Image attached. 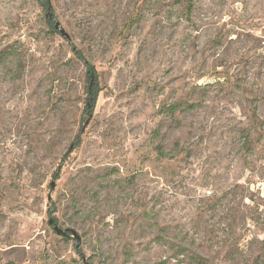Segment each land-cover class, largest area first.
<instances>
[{"label": "rangeland", "instance_id": "rangeland-1", "mask_svg": "<svg viewBox=\"0 0 264 264\" xmlns=\"http://www.w3.org/2000/svg\"><path fill=\"white\" fill-rule=\"evenodd\" d=\"M190 2L0 0V264H264V0Z\"/></svg>", "mask_w": 264, "mask_h": 264}, {"label": "trees", "instance_id": "trees-1", "mask_svg": "<svg viewBox=\"0 0 264 264\" xmlns=\"http://www.w3.org/2000/svg\"><path fill=\"white\" fill-rule=\"evenodd\" d=\"M180 2H183L182 4L185 6V17L188 18L190 17V15L192 14V5L190 0H179ZM39 8L45 13V15L47 16V23L49 24V28L52 30V32L54 33L55 30L53 28V25H51L50 23V18L49 16H52L51 12H53V6L51 4V0H36ZM72 54L73 56L79 60L83 66L86 69V77L88 79V81L90 80V76L93 75V77H96V70L94 68V66H92L91 64H89V62L85 59L84 55L82 54V52L77 49V48H71ZM99 89L93 85H91L90 87H87L86 89V94H87V103L85 104L84 107V113L88 114L90 116V114L93 113L95 105H96V100L98 97V93H99ZM89 94V95H88ZM193 105L187 106V108H193ZM178 108V106H171L168 108V111L170 113L174 112L176 109ZM81 143V139H80V133H78V135H76L75 140L71 143L70 147L68 148V150L66 151V153L62 156V159H65L70 152H72L75 148H77ZM158 154L161 156H167L166 153L162 152V151H158ZM58 176V174L55 172L53 174V177L56 178ZM193 261L195 264H207V260L200 257V256H194L193 257Z\"/></svg>", "mask_w": 264, "mask_h": 264}, {"label": "water", "instance_id": "water-1", "mask_svg": "<svg viewBox=\"0 0 264 264\" xmlns=\"http://www.w3.org/2000/svg\"><path fill=\"white\" fill-rule=\"evenodd\" d=\"M49 18L51 19V16H49ZM53 28H54V30H56L60 34L61 37H63L67 41L69 40L68 34L60 27V24L58 22H53ZM93 78H94L93 75H91L90 80L93 81ZM91 84H92V82H91ZM87 123H88V120L85 122L81 131H84ZM54 187H55V182H51L49 184L50 192L47 195V201L48 202L51 200V192L54 189ZM47 225L49 227H51V229L55 233V235H57L59 237H63V238H67V239L73 238L76 243L80 240L79 236L77 235V233L74 230L62 229L61 227H59V225L55 222V220L53 218L48 219Z\"/></svg>", "mask_w": 264, "mask_h": 264}]
</instances>
